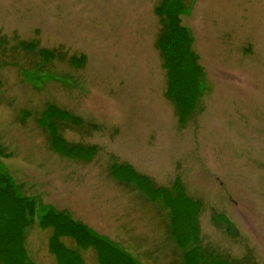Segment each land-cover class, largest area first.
Here are the masks:
<instances>
[{"label": "rangeland", "instance_id": "obj_1", "mask_svg": "<svg viewBox=\"0 0 264 264\" xmlns=\"http://www.w3.org/2000/svg\"><path fill=\"white\" fill-rule=\"evenodd\" d=\"M0 264H264V0H0Z\"/></svg>", "mask_w": 264, "mask_h": 264}, {"label": "trees", "instance_id": "obj_2", "mask_svg": "<svg viewBox=\"0 0 264 264\" xmlns=\"http://www.w3.org/2000/svg\"><path fill=\"white\" fill-rule=\"evenodd\" d=\"M177 21H178V20H177ZM177 31H182V29H181L180 26H178ZM172 42H175V41H172ZM173 50H174V47H173ZM174 52L176 53L175 50H174ZM57 214H58V216H64V215L61 214V213H57ZM80 225H82V224L77 222V224H73V225H71L70 227H73V229H69V230H72L71 233H74V235H75V231H78V229H86L84 225H83L84 227H81ZM65 227H66V225H64V228H65ZM58 230H59V229H57V234H58ZM63 231H68V229L63 230ZM86 231H88V230L86 229ZM78 234H79V236H80V239H78V240L81 242V238L83 237V235H82V230H80V231L78 232ZM114 250H116V247L114 248Z\"/></svg>", "mask_w": 264, "mask_h": 264}, {"label": "crops", "instance_id": "obj_3", "mask_svg": "<svg viewBox=\"0 0 264 264\" xmlns=\"http://www.w3.org/2000/svg\"><path fill=\"white\" fill-rule=\"evenodd\" d=\"M76 218L80 219L81 222L85 223L86 222V218L82 217V216H76Z\"/></svg>", "mask_w": 264, "mask_h": 264}]
</instances>
